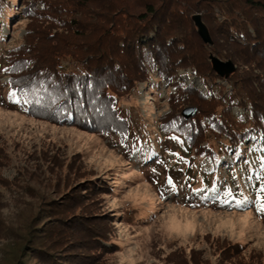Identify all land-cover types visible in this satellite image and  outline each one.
I'll use <instances>...</instances> for the list:
<instances>
[{"label": "trees", "instance_id": "trees-1", "mask_svg": "<svg viewBox=\"0 0 264 264\" xmlns=\"http://www.w3.org/2000/svg\"><path fill=\"white\" fill-rule=\"evenodd\" d=\"M13 5L18 14L9 11L7 20L17 15L26 19V32L21 42L0 53L7 88H24L23 94L18 93L19 103L12 97L8 100L12 108L100 136L118 133L129 152V138L141 137L134 136L120 101L153 72L175 88L167 94L168 110L158 117V148L144 158L148 163L143 172L159 187L160 196L171 186L166 175L179 178L183 168L192 170L195 156H208L216 164L221 151L234 153L251 139L264 144V0H14ZM6 6L10 10L9 3ZM196 13L208 28L212 44L197 33L191 19ZM211 54L231 60L233 71L218 75ZM187 68L201 82L208 81L209 87L223 79L230 89L220 86L217 94L206 96L176 80L178 70ZM234 105L248 114L234 117ZM185 106H195L196 112L184 118ZM176 152L188 160L168 166ZM250 177L251 192L257 197L260 184L256 175ZM112 190L107 180L87 178L65 189L63 197L46 200L47 206L39 209L51 214L29 226L22 256L14 264H90L95 254L88 249L117 250L112 241L114 219L107 214L89 219L87 212L73 211L82 201H97L93 196ZM234 195L241 194L235 191ZM50 220L52 224L47 223ZM60 227L79 229L78 240L54 231ZM68 243L86 253L64 252L75 248ZM214 244L230 264L261 263L263 252L239 258L244 243L216 239ZM201 262L191 254L189 260L168 264Z\"/></svg>", "mask_w": 264, "mask_h": 264}, {"label": "rangeland", "instance_id": "rangeland-1", "mask_svg": "<svg viewBox=\"0 0 264 264\" xmlns=\"http://www.w3.org/2000/svg\"><path fill=\"white\" fill-rule=\"evenodd\" d=\"M13 4L14 0L1 3V54L21 42L26 32V19L17 15L16 19L7 20L9 11L18 14ZM4 70L0 69V264H14L21 258L23 236L29 226H35L51 212L39 209L47 206L46 200L63 197L65 189L76 187L87 178L107 180L113 190L93 196L97 201H82L73 211L87 212L89 219L109 215L115 220L112 241L119 246L108 253L88 249L95 254L90 264H168L176 259L189 260L191 254L202 261L200 264H230L219 254L216 239L244 243L239 258L263 252L260 264H264V213H258L256 205L250 204L256 196L251 192L249 179L260 167L264 144L251 139L234 153L221 151L216 164L208 156H195L192 170L183 168L179 178L166 175L172 184L160 196L159 187L143 171L148 163L146 154L158 148L157 121L168 110L167 94L175 91L166 80L158 79L153 72L148 81L139 82L120 101L133 125L134 136L141 137L129 138L131 150L126 152L127 144L118 133L100 136L12 108ZM176 80L193 85L206 96L217 94L220 86L230 89L223 79L209 87L208 81L201 82L189 68L179 69ZM231 111L234 117L248 114L238 105ZM177 141L181 143L180 139ZM215 142L220 149L223 147L221 141ZM180 159L188 160L176 152L167 164ZM258 183L261 185L260 180ZM228 190L231 195H226ZM235 191L241 195L236 197ZM245 197L249 201L246 207L234 206L236 199ZM224 199L230 203H223ZM54 231H62L61 236L65 232L64 236L71 238L80 233L79 229L72 232L63 227ZM64 252L86 253L78 247Z\"/></svg>", "mask_w": 264, "mask_h": 264}, {"label": "water", "instance_id": "water-1", "mask_svg": "<svg viewBox=\"0 0 264 264\" xmlns=\"http://www.w3.org/2000/svg\"><path fill=\"white\" fill-rule=\"evenodd\" d=\"M191 19L201 39L207 44H212V40H211L209 31H208V28L202 21L200 13L193 14L191 16ZM210 60L212 63V68L220 76H227V74L233 71V69L235 68V65L229 59L223 60L219 58L218 56L211 54ZM195 112H196L195 106H185L181 110V115L184 118H188L192 116Z\"/></svg>", "mask_w": 264, "mask_h": 264}, {"label": "snow or ice", "instance_id": "snow-or-ice-1", "mask_svg": "<svg viewBox=\"0 0 264 264\" xmlns=\"http://www.w3.org/2000/svg\"><path fill=\"white\" fill-rule=\"evenodd\" d=\"M18 93L23 94L24 88L21 87L19 89H14L13 91H11L9 93V95L13 98L14 103L20 102L19 99L17 98ZM259 160H260V167H259V169L256 170V178L261 181V185L259 188L256 189L257 197H256V200L253 201L252 203H254L256 205V211L258 213H264V195H261V194H264V156L259 157ZM249 179H251V177H249ZM167 182L169 184H172V180L170 177L168 178ZM226 195H231V190H228ZM223 203L229 204L230 202L228 199H224ZM248 203H249V201L245 197L244 199H236L234 202V206L242 209V208L246 207L248 205Z\"/></svg>", "mask_w": 264, "mask_h": 264}, {"label": "built area", "instance_id": "built-area-1", "mask_svg": "<svg viewBox=\"0 0 264 264\" xmlns=\"http://www.w3.org/2000/svg\"><path fill=\"white\" fill-rule=\"evenodd\" d=\"M61 67V66H60Z\"/></svg>", "mask_w": 264, "mask_h": 264}]
</instances>
